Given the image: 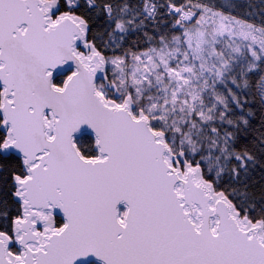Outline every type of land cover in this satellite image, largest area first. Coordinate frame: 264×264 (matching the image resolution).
<instances>
[{"label":"snow or ice","instance_id":"obj_1","mask_svg":"<svg viewBox=\"0 0 264 264\" xmlns=\"http://www.w3.org/2000/svg\"><path fill=\"white\" fill-rule=\"evenodd\" d=\"M264 264V0H0V264Z\"/></svg>","mask_w":264,"mask_h":264},{"label":"trees","instance_id":"obj_2","mask_svg":"<svg viewBox=\"0 0 264 264\" xmlns=\"http://www.w3.org/2000/svg\"><path fill=\"white\" fill-rule=\"evenodd\" d=\"M93 264H96V262H93Z\"/></svg>","mask_w":264,"mask_h":264}]
</instances>
